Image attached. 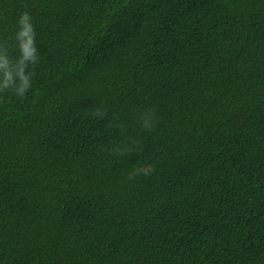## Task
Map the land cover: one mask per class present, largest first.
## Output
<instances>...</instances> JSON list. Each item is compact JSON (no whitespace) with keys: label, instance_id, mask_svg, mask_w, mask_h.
<instances>
[{"label":"trees","instance_id":"trees-1","mask_svg":"<svg viewBox=\"0 0 264 264\" xmlns=\"http://www.w3.org/2000/svg\"><path fill=\"white\" fill-rule=\"evenodd\" d=\"M23 12L0 264H264V0H0L12 64Z\"/></svg>","mask_w":264,"mask_h":264},{"label":"clouds","instance_id":"clouds-1","mask_svg":"<svg viewBox=\"0 0 264 264\" xmlns=\"http://www.w3.org/2000/svg\"><path fill=\"white\" fill-rule=\"evenodd\" d=\"M19 22L24 25V32L30 35L31 44L20 49L19 59L12 64L6 53L0 52V68H3V77L0 79V88L12 89L17 95L23 96L31 87L32 73L29 66L39 61L38 49L35 46V29L31 17L27 12L20 14Z\"/></svg>","mask_w":264,"mask_h":264}]
</instances>
